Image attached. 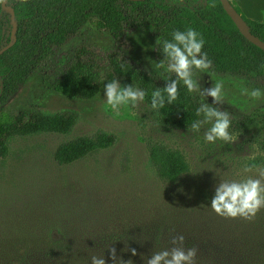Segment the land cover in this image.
I'll return each mask as SVG.
<instances>
[{
    "label": "rangeland",
    "instance_id": "374dc122",
    "mask_svg": "<svg viewBox=\"0 0 264 264\" xmlns=\"http://www.w3.org/2000/svg\"><path fill=\"white\" fill-rule=\"evenodd\" d=\"M234 1L247 18L252 15L250 11L259 12L264 18L253 0ZM124 9L127 22L121 36L99 30L89 22L64 44L53 46L38 71L6 104H0V114L38 110L55 116L71 112L79 120L67 135L42 133L16 136L8 141L9 156L0 157V236L13 234L12 229L24 226L25 230H32L13 232L29 236L31 239L27 240L33 243L39 239L37 235L51 228V223L71 222L83 243L109 235L112 245L126 250V245H142L140 240L126 239V235L148 236L126 229V221L138 227L145 224L141 218L157 222L166 215L183 225L175 234L163 231L165 238L183 235L185 248L199 249L195 264H204L201 259L205 247L197 240L205 237L206 232L232 230L238 238L246 226L254 233L257 223L264 219V209L253 220L246 221L220 217L210 208L220 180L242 179L245 165L264 166L260 146L264 140V96L252 100L242 95L244 89L258 88L264 92V77L252 71L220 73L213 67L205 72L194 70L193 79L202 89L223 82L222 102L214 106L231 115V143L206 142L204 133L211 124L203 125L199 132L168 128L145 100L136 107L121 106L117 112L107 105L104 94L88 101L70 100L54 92V82L79 58L105 62L109 56L118 55L156 80L176 79L166 67L157 68L164 60L156 54L159 21L141 17L129 6ZM191 94L197 108L201 103H213L211 97ZM100 132L114 134L118 138L115 146L65 167L54 161V153L61 144ZM152 143L180 152L189 171L176 182L161 179L150 160ZM83 243H78L81 248Z\"/></svg>",
    "mask_w": 264,
    "mask_h": 264
},
{
    "label": "trees",
    "instance_id": "16d2710c",
    "mask_svg": "<svg viewBox=\"0 0 264 264\" xmlns=\"http://www.w3.org/2000/svg\"><path fill=\"white\" fill-rule=\"evenodd\" d=\"M230 1L246 21L250 32L264 42V22L247 18L240 6L234 0ZM3 2L0 0V51L12 41L11 14L3 9ZM6 5L13 7L16 14L17 41L0 56L1 105L6 104L18 88L38 71L53 46L64 44L89 22L99 30L121 36L127 22L125 6L131 7L141 17L159 21L161 43L156 54L160 59H165L162 52L164 40L171 41L173 32L177 30L193 28L203 37L202 52L207 53L211 67L216 71H252L264 77V51L243 37L220 0H177L174 3L162 0H7ZM116 79L123 86L132 85L144 90L146 104L168 128L191 130L193 122L202 120L196 115V99L184 85H178V96L173 104H167L165 100L164 108L154 110L151 107L152 92L156 88L162 90L170 82L152 78L133 62H125L118 55L109 56L105 62L79 58L54 82L52 89L70 100L90 101L103 95L106 83ZM78 121L77 114L71 112L55 116H46L38 110L0 114V157L6 159L9 156L8 141L13 137L42 133L67 135ZM117 141L114 134L100 132L65 142L55 151L54 161L61 167L69 166L111 149ZM260 146L264 151V140ZM149 153L157 175L163 180L176 182L189 171L185 157L178 151L152 143ZM141 220L145 224L138 227L126 221V229L148 236L126 235V239L140 240L142 244L126 245V250L112 245L109 235L83 243L77 237L78 229L71 222L51 223V228L37 235L39 239L33 243L27 240L31 239L29 236L13 232L25 230L24 226H18L10 232L13 234L0 236V264H91L93 255L105 257L106 264H114L110 248H114L117 257L124 261L132 259L134 264H145L153 252L172 248V238L166 239L162 232L170 230L175 234L183 223L166 215L157 222L146 218ZM257 227L251 233L250 226H246L238 238L232 230L206 232L205 237L197 240L205 247L201 261L204 264H264V219L257 223ZM67 235L77 238L69 240ZM78 243H83V247ZM131 249L137 251L135 257L131 256Z\"/></svg>",
    "mask_w": 264,
    "mask_h": 264
},
{
    "label": "clouds",
    "instance_id": "9594fccd",
    "mask_svg": "<svg viewBox=\"0 0 264 264\" xmlns=\"http://www.w3.org/2000/svg\"><path fill=\"white\" fill-rule=\"evenodd\" d=\"M157 44L161 42L157 39ZM205 41L193 28L186 31H175L172 40L162 42V52L165 57L157 68H167L174 73L176 79L161 90L156 88L152 92L151 107L159 110L167 104H173L178 96V85L182 81L188 92H198L203 97H211L212 104L201 103L196 110L197 116H203L202 120L192 123L191 131L199 132L205 124L211 127L204 133V140L215 143L217 140L226 143L233 142V136L229 132L231 115L219 107L222 102L224 85L222 81L215 82L212 87L202 89L200 83L193 79L194 70L205 72L211 67V60L206 52H202ZM145 91L132 85L121 86L120 82L112 80L104 86V97L107 105L114 111H119L121 106L131 105L136 107L145 99ZM242 95L252 100H259L264 96L261 89H244ZM244 177L240 180L223 179L215 186L214 196L210 202V208L223 218H241L246 221L253 220L261 209H264V166L245 165ZM174 245L170 249L153 252L146 259L145 264H195L198 247L185 248V237L177 235L172 238ZM114 264H134L132 259L124 261L118 258L114 248L109 249ZM128 251V248H127ZM135 249H131V256L137 255ZM91 264H106L105 257H91Z\"/></svg>",
    "mask_w": 264,
    "mask_h": 264
},
{
    "label": "water",
    "instance_id": "95a60500",
    "mask_svg": "<svg viewBox=\"0 0 264 264\" xmlns=\"http://www.w3.org/2000/svg\"><path fill=\"white\" fill-rule=\"evenodd\" d=\"M6 1L3 2V9L11 14V25H12V41L9 45H7L4 49L0 51V56L3 55L6 51H8L10 48H12L17 41V22H16V14L13 9V7H8L6 5ZM128 2H141L145 0H123ZM222 3V7L227 13V15L231 18L233 23L236 25L239 32L243 35V37L248 40L250 43H252L254 46L258 47L259 49L264 51V42L261 41L259 38H257L255 35H253L242 17V15L237 11V9L234 7V5L231 3L230 0H220Z\"/></svg>",
    "mask_w": 264,
    "mask_h": 264
},
{
    "label": "bare ground",
    "instance_id": "6f19581e",
    "mask_svg": "<svg viewBox=\"0 0 264 264\" xmlns=\"http://www.w3.org/2000/svg\"><path fill=\"white\" fill-rule=\"evenodd\" d=\"M253 2H254V4H256L259 8H260V10H262L261 12L264 14V0H253ZM249 13H252V14H254V15H259V12H252V11H250ZM260 17H261V15H259Z\"/></svg>",
    "mask_w": 264,
    "mask_h": 264
},
{
    "label": "crops",
    "instance_id": "0c3cea01",
    "mask_svg": "<svg viewBox=\"0 0 264 264\" xmlns=\"http://www.w3.org/2000/svg\"><path fill=\"white\" fill-rule=\"evenodd\" d=\"M250 17H251L252 19L256 20V21L264 22V18H261V17H259V16H257V15L252 14ZM250 17H249V18H250Z\"/></svg>",
    "mask_w": 264,
    "mask_h": 264
}]
</instances>
